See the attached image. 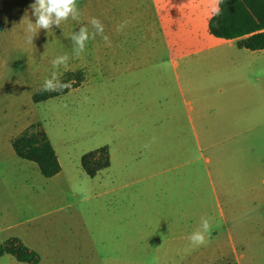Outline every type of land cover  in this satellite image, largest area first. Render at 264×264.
Returning a JSON list of instances; mask_svg holds the SVG:
<instances>
[{
	"label": "rangeland",
	"instance_id": "374dc122",
	"mask_svg": "<svg viewBox=\"0 0 264 264\" xmlns=\"http://www.w3.org/2000/svg\"><path fill=\"white\" fill-rule=\"evenodd\" d=\"M34 2L0 0V243L22 240L39 264H264V188H222L219 142L202 141L200 124L190 122L196 100L182 93L185 65L200 57L178 59L177 77L172 59L189 50L159 55L157 44L140 45L132 34L133 56L143 57L127 60L123 31L106 29L107 0H77V20L28 33ZM121 15L111 18L120 23ZM91 17L105 25L111 47ZM81 27L89 40L77 56L71 36ZM59 56L67 63L54 67ZM53 74L71 88L44 90ZM201 76L195 70L196 94ZM64 90L35 103L37 94ZM35 123L61 162L56 178L45 179L8 143ZM98 150H108L111 166L90 178L82 159ZM201 217L211 229L196 247L188 237ZM0 264L26 263L6 255Z\"/></svg>",
	"mask_w": 264,
	"mask_h": 264
},
{
	"label": "crops",
	"instance_id": "0c3cea01",
	"mask_svg": "<svg viewBox=\"0 0 264 264\" xmlns=\"http://www.w3.org/2000/svg\"><path fill=\"white\" fill-rule=\"evenodd\" d=\"M107 1L106 29L114 30L119 24L111 18L116 11L122 14L121 22L130 21L122 32V56H130L127 60L139 62L143 57L141 51L133 56L135 53L129 46L132 34H137L140 45L157 44L155 49H158L159 55L173 54L176 49L189 50L190 53L172 59L177 77L178 59L200 57L197 58L200 62L195 64L186 62V87L182 93L186 97L190 94L196 100L188 103L191 106L190 122L194 126L196 122L200 124L202 141L219 142L218 174L222 179L221 186L264 188V51L240 48V40L227 41L214 37L209 29L210 21L216 15L212 11L213 0ZM218 7L220 9V5ZM141 34L145 36L140 37ZM125 43H128L127 49ZM199 52L203 56H187ZM199 68L202 86L200 94H196L195 70ZM194 106L200 109L198 121L193 116ZM13 139L9 138L8 143H12Z\"/></svg>",
	"mask_w": 264,
	"mask_h": 264
},
{
	"label": "trees",
	"instance_id": "16d2710c",
	"mask_svg": "<svg viewBox=\"0 0 264 264\" xmlns=\"http://www.w3.org/2000/svg\"><path fill=\"white\" fill-rule=\"evenodd\" d=\"M219 5V15H215L209 24L210 33L222 40H240V48L253 52L264 51V0H221ZM66 94L67 90L50 95L37 94L34 100L35 103H41ZM12 145L17 156L36 164L46 179L61 173L57 153L42 124H32L13 139ZM110 166L108 150L91 152L82 159V168L90 178H95ZM6 255L20 263L41 262L39 255L18 239L0 243V259Z\"/></svg>",
	"mask_w": 264,
	"mask_h": 264
},
{
	"label": "clouds",
	"instance_id": "9594fccd",
	"mask_svg": "<svg viewBox=\"0 0 264 264\" xmlns=\"http://www.w3.org/2000/svg\"><path fill=\"white\" fill-rule=\"evenodd\" d=\"M214 7L212 11L214 14L219 15L220 9L218 7L221 0H213ZM32 9V14L36 17L35 25L29 20L25 31L28 33L35 34L37 29H51L52 25L60 26L62 21H67L70 17L73 20L79 18V13L77 11V0H35L34 3L30 5ZM90 23L97 33L103 35L105 32V25L100 19L96 17L90 18ZM130 23L128 20L120 22L116 27V32L120 33L123 29ZM93 35V39H94ZM71 39L77 46L76 54L80 56L81 53L85 51L86 41L89 40V29L87 27H81L78 34H73ZM103 39L106 44L111 47V40L107 35H103ZM27 43H32L31 36L27 37ZM47 47V45H45ZM68 60L67 56H59L52 60L51 63L54 67L61 64H66ZM55 74H53V79H46L44 81V90L46 91H57L64 88H71V83L69 84H58L54 83ZM211 218L201 217L199 227L194 230L188 237L192 246H203L206 244V234L210 232L211 229Z\"/></svg>",
	"mask_w": 264,
	"mask_h": 264
}]
</instances>
